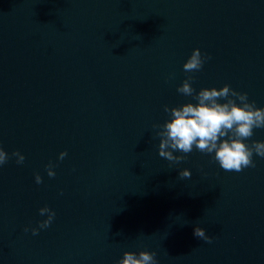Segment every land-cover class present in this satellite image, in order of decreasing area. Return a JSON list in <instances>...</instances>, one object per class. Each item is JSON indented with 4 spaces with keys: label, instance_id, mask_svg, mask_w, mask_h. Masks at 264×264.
<instances>
[{
    "label": "water",
    "instance_id": "obj_1",
    "mask_svg": "<svg viewBox=\"0 0 264 264\" xmlns=\"http://www.w3.org/2000/svg\"><path fill=\"white\" fill-rule=\"evenodd\" d=\"M197 48L210 58L185 73ZM189 76L264 108V0H0V264H264V157L228 172L195 147L158 154L164 106L197 103L177 92Z\"/></svg>",
    "mask_w": 264,
    "mask_h": 264
},
{
    "label": "clouds",
    "instance_id": "obj_2",
    "mask_svg": "<svg viewBox=\"0 0 264 264\" xmlns=\"http://www.w3.org/2000/svg\"><path fill=\"white\" fill-rule=\"evenodd\" d=\"M209 58L202 55L199 48L194 49L183 64L184 72L201 70ZM192 80V76L185 79L177 92L192 97L197 103L189 102L172 108L165 105L164 111L169 114L170 119L162 125L153 126L159 129V156L178 164L195 147L201 153H214L213 159L225 171L241 172L245 168L255 167L253 154L264 157V141H252L251 144L245 141L253 136L254 129H264V108L256 107L255 102L249 101L247 93L237 92L228 84L219 89L202 88L196 92L192 87ZM174 152L185 155H174ZM66 155L67 152H61L58 159L63 160ZM11 156L16 157L17 164H22L25 160L19 151L12 152ZM9 159V154L0 148V166ZM46 170L49 177L55 176L53 165L46 166ZM191 175L187 168L179 172L181 178H190ZM35 181L37 184L42 183V177L36 174ZM39 214H47V218L39 222L38 228L31 229L33 235L48 228L56 215L47 206L40 208ZM27 231L28 228H25V232ZM193 235L211 243V237L205 234L204 228L195 227ZM117 264H157L156 253L146 250L138 253L126 251Z\"/></svg>",
    "mask_w": 264,
    "mask_h": 264
}]
</instances>
